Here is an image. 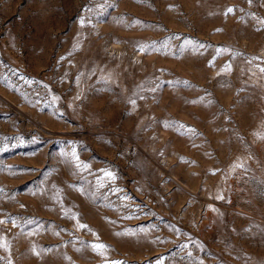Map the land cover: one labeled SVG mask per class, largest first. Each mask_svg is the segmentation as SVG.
Returning a JSON list of instances; mask_svg holds the SVG:
<instances>
[{
	"label": "rangeland",
	"instance_id": "obj_1",
	"mask_svg": "<svg viewBox=\"0 0 264 264\" xmlns=\"http://www.w3.org/2000/svg\"><path fill=\"white\" fill-rule=\"evenodd\" d=\"M161 258L264 264V0H0V264Z\"/></svg>",
	"mask_w": 264,
	"mask_h": 264
},
{
	"label": "snow or ice",
	"instance_id": "obj_2",
	"mask_svg": "<svg viewBox=\"0 0 264 264\" xmlns=\"http://www.w3.org/2000/svg\"><path fill=\"white\" fill-rule=\"evenodd\" d=\"M81 24H83V20H81ZM29 83H31V82H29ZM73 155H75L74 152H73ZM83 167L86 168L87 165H84ZM104 178L114 180V179H115V176H114V174H113L112 172H110V171H105V172H104ZM97 184L100 185V184H101V181L98 180V181H97ZM115 191H119V189H115ZM189 255H190V254H189ZM163 260H164V258H161L160 260L157 261V264H163ZM117 264H118V262H117Z\"/></svg>",
	"mask_w": 264,
	"mask_h": 264
}]
</instances>
